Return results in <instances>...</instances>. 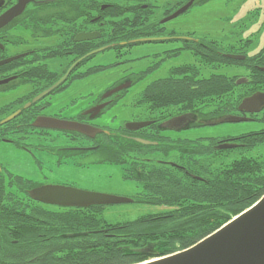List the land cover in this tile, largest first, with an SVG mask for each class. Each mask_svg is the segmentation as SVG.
Wrapping results in <instances>:
<instances>
[{"label":"flooded vegetation","instance_id":"1","mask_svg":"<svg viewBox=\"0 0 264 264\" xmlns=\"http://www.w3.org/2000/svg\"><path fill=\"white\" fill-rule=\"evenodd\" d=\"M237 1L0 0V264L32 262L33 257L19 251L26 246L19 239H32L35 245V235L46 239L37 231L59 221V215H54L85 208L41 202L29 190L50 184L92 191L75 183L72 170L77 164L88 168L94 161L110 163L109 142L116 135L121 141L138 138L136 133L144 127L111 131L102 119L128 89L151 75L157 78L146 84L139 99L150 87H187L191 72L236 76L235 85L219 93L215 116L192 114L187 127L162 131L197 128L228 116L242 118L216 123L229 124V130L204 141H212L213 151L221 158H264V100L240 107L244 99L264 95V20H260L261 9L255 8L238 22ZM215 2L224 5V25L219 14L214 20L218 27L212 23L209 30V23L190 26L197 14L204 15ZM261 5L264 8V0ZM181 8L182 12L167 19ZM222 68H240L241 72L229 75L219 72ZM238 80L242 82L237 84ZM121 86L126 87L111 92ZM176 98L175 102L188 101L186 95ZM149 112L144 121L153 123L160 114ZM183 113L170 111L158 124ZM50 120L74 121L102 131L91 137L48 126ZM168 137L183 145L190 140ZM224 144L235 146L217 148ZM122 159L118 165L123 167V178L136 183L130 170L137 168V156L123 151ZM155 161L185 167L171 157Z\"/></svg>","mask_w":264,"mask_h":264},{"label":"trees","instance_id":"2","mask_svg":"<svg viewBox=\"0 0 264 264\" xmlns=\"http://www.w3.org/2000/svg\"><path fill=\"white\" fill-rule=\"evenodd\" d=\"M235 77L191 72L185 88L150 87L141 102L160 115L136 135L156 144L121 141L118 135L110 139V163H120L123 151L137 156V168L130 170V178L137 180L138 188L132 202L160 207L158 212L110 224L102 217V205L63 211L53 216L59 215L58 222L47 223L37 231L46 239L35 235V245H31L32 239H19L26 243L19 251L35 260L9 264L138 263L187 248L250 207L264 193V158H221L213 151L212 141L190 139L183 145L166 136L158 124L176 110L201 118L215 116L219 93L234 86ZM185 95L187 102H175L176 97ZM205 109L206 113H202ZM127 156L132 163V156ZM144 157L151 159L146 161ZM167 157L185 167L179 169L155 161Z\"/></svg>","mask_w":264,"mask_h":264},{"label":"water","instance_id":"3","mask_svg":"<svg viewBox=\"0 0 264 264\" xmlns=\"http://www.w3.org/2000/svg\"><path fill=\"white\" fill-rule=\"evenodd\" d=\"M183 10L184 8L175 11L167 19L175 17ZM229 56L236 60L244 58L242 55ZM240 82L242 81H236L237 84ZM124 87L126 86L116 87L111 92ZM263 100L264 95L257 94L244 99L240 107L245 106L251 101L262 104ZM258 109L259 108L255 110ZM15 115L16 114L11 115L10 118L5 121L10 120ZM241 119L242 118L228 116L214 121H207L205 125H213L224 121L232 122ZM190 121H192V114L183 113L161 122L160 127L163 129L178 130L187 127ZM151 122L152 121L127 122L125 128L137 130L151 124ZM36 124L38 125L39 123L37 122ZM46 124L54 128L75 130L91 137L102 131L99 128L74 121L50 120L49 123ZM134 140L142 144H156L155 141L139 137L134 138ZM234 146V144H224L217 146V148L223 149ZM197 178L201 179L199 177ZM29 194L33 199L41 202L78 208L93 205L129 203L133 201V199L129 197L50 184L33 188L29 190ZM133 264H264V195H262L254 205H251L250 208H246L238 216L232 218L216 231H213L191 246L167 255L151 258L148 261L145 260Z\"/></svg>","mask_w":264,"mask_h":264},{"label":"rangeland","instance_id":"4","mask_svg":"<svg viewBox=\"0 0 264 264\" xmlns=\"http://www.w3.org/2000/svg\"><path fill=\"white\" fill-rule=\"evenodd\" d=\"M216 5H210L205 10V14H197L193 21H190V26H205L209 30L212 24L217 27L218 20H215L216 15H222V24L224 25V14L225 10L222 3L215 2ZM235 6V3H234ZM237 6L238 10V22L243 19L246 20L245 16L247 11L254 10L255 8L260 10V20H264V8L261 5V0H238ZM212 23V24H211ZM256 27V25H253ZM199 29V27H197ZM220 35L224 36V33ZM263 35H259V39L262 40ZM259 45V44H258ZM190 63H194V58L190 56ZM219 72L227 74H238L241 72L240 68L231 69H220ZM204 75L209 74V72H204ZM160 76V73H159ZM157 78L156 75H151L137 85H134L112 106L108 108L105 112L102 122L106 128L111 131H116L119 128L125 126L127 122H138L145 120L150 112L141 99H139V94L141 90L152 80ZM112 78L110 77L109 80ZM242 125H247L243 123ZM229 124H216V125H204L197 128H188L181 131H165L164 134L171 136L173 138H188V139H198V138H216L219 135H223L229 130ZM263 152V151H261ZM234 152L232 156L236 155ZM252 154V153H251ZM255 154V153H254ZM97 157L93 154V158ZM123 167L118 164L108 163V162H93L88 168H85L81 164H77L76 168L72 170V174L76 177L73 178L75 183L81 188H86L95 192H101L106 194H112L116 196H123L132 198L135 196L138 188L136 183L132 180L123 178ZM160 207H154L149 204L129 202V203H118L106 205L103 208L102 217L110 224L122 223L127 221H133L137 219L140 215L148 212H158Z\"/></svg>","mask_w":264,"mask_h":264}]
</instances>
